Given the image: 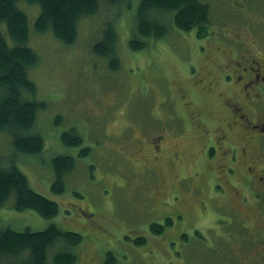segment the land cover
<instances>
[{"label":"rangeland","instance_id":"obj_1","mask_svg":"<svg viewBox=\"0 0 264 264\" xmlns=\"http://www.w3.org/2000/svg\"><path fill=\"white\" fill-rule=\"evenodd\" d=\"M201 1L210 6L218 29L244 27L249 14L264 13V0ZM20 4L28 17V46L39 60L36 68L29 71V78L38 88L31 100L45 104L37 116V131L45 140V148L40 155L19 153L12 145V134L11 138L2 133L8 136L9 143L0 140V155L5 167H18L35 192L56 202L59 214L55 219L45 220L33 211L17 212L15 195H12L0 209V232L6 228L40 232L56 224L63 231L83 236L82 244L72 250L78 255L77 264H92L91 259L97 254L102 261L107 251L120 257L115 264H168L152 239L147 245L137 247L124 237H149L153 223L174 217L170 248L174 261L181 259L184 249L179 237L192 231L193 226H201L193 225L198 215L191 219L186 213L179 219L177 215L183 212L181 201L174 203L173 197L161 205L153 194L157 177L144 174L138 160L146 152L141 146L143 137L151 132L159 133L161 123H165L166 106L176 122L174 129L185 128L181 120L185 109L180 99L186 86L183 77L186 67L196 65H190L192 55L186 47L188 38L194 41L197 33H182L173 26L170 16L159 14L154 19L168 25L167 35L160 40L148 39L145 49L132 51L130 42L137 36L140 0H130L121 6V11H117L119 6L101 4L94 16L81 19L76 41L66 45L51 31L40 34L35 30L40 15L38 5L24 0ZM111 21L117 33L115 49L120 66L117 71L110 69V61L93 51L94 45L103 39L102 29ZM2 32L7 35L5 28ZM223 34V30L217 32L221 39ZM192 47L190 44L189 48ZM190 94L194 100L199 98L190 111L195 109L196 113L203 109L209 113L211 97L194 91ZM70 131L83 139L81 147H67L62 143L63 133ZM196 136V133L190 135L191 152ZM185 141L167 134V157L174 158L176 152L183 157ZM109 144L120 147L121 152L110 150ZM86 148L90 149L89 154L80 157ZM58 156H72L76 160L75 169L65 178V191L59 194L52 191L55 180L52 161ZM163 167L169 169L173 182L181 180L188 171L182 161L168 166L164 160ZM81 211L96 217L97 229L92 228L91 220L82 216ZM73 220L81 222L83 228L70 224ZM63 250H69L68 246L62 241L56 242L48 250V261L52 263L55 254Z\"/></svg>","mask_w":264,"mask_h":264},{"label":"flooded vegetation","instance_id":"obj_2","mask_svg":"<svg viewBox=\"0 0 264 264\" xmlns=\"http://www.w3.org/2000/svg\"><path fill=\"white\" fill-rule=\"evenodd\" d=\"M219 30L224 32L222 39ZM193 39L188 38L186 50L192 55L190 65H196L186 67L180 98L185 107L183 136L173 127L176 122L166 106L171 100L165 104L166 121L159 133L143 137L146 152L138 162L144 174L157 177L153 194L160 204L171 197L174 203L181 201L183 212L177 217L198 215L193 225L201 226L180 235L184 255L176 262L170 248L174 217L153 223L149 237L124 239L137 247L152 239L168 264H264V13L249 14L244 27L216 28L213 35ZM190 91L211 97L209 113L190 111L199 100ZM169 133L186 139L183 157L179 152L167 157ZM195 133L197 142L191 152L190 135ZM108 148L121 152L116 145ZM164 160L168 166L182 161L188 171L173 182ZM85 217L92 228H98L93 214ZM70 224L84 226L74 220ZM110 253L117 263L120 257L107 251L104 260L97 254L92 264H108Z\"/></svg>","mask_w":264,"mask_h":264},{"label":"trees","instance_id":"obj_3","mask_svg":"<svg viewBox=\"0 0 264 264\" xmlns=\"http://www.w3.org/2000/svg\"><path fill=\"white\" fill-rule=\"evenodd\" d=\"M23 0H0V134H12V145L27 155H40L45 148V140L37 131V116L45 108L44 103L35 99L37 85L30 80L29 71L39 64L37 55L28 46L29 26ZM40 7V15L35 23L38 33L51 31L54 37L66 45L77 39L78 24L84 17L94 16L103 3L112 6L129 4L130 0H24ZM170 16L173 26L180 32H196L199 38L210 35L213 19L210 6L201 0H140L136 19L137 36L130 42L132 51H140L148 46L146 40H160L168 33V25L154 19L157 15ZM6 29V34L2 29ZM102 40L93 47L96 56L110 61V69L117 71L119 63L115 44L117 33L114 22L105 25L101 31ZM144 38L145 40H141ZM70 131L63 133L61 140L67 147L79 148L83 139ZM0 136V140L9 138ZM11 136V138H12ZM83 149L80 157L89 154ZM54 183L52 191H65V178L75 169L74 157H55L52 161ZM15 195L14 209L17 212L33 211L45 220L55 219L59 205L35 192L26 175L16 166L5 167L0 155V209ZM83 211V210H82ZM81 211V212H82ZM84 214V215H83ZM91 215L82 212V216ZM72 215V213L70 214ZM84 238L81 234L63 231L51 224L44 231H16L6 228L0 232V261L12 260L10 264H77L78 255L73 252ZM62 241L69 250L55 254L53 262L48 261V250L56 242ZM108 264H115L116 258L110 253ZM0 264H3L0 262Z\"/></svg>","mask_w":264,"mask_h":264},{"label":"clouds","instance_id":"obj_4","mask_svg":"<svg viewBox=\"0 0 264 264\" xmlns=\"http://www.w3.org/2000/svg\"><path fill=\"white\" fill-rule=\"evenodd\" d=\"M210 227L213 226V225H209Z\"/></svg>","mask_w":264,"mask_h":264}]
</instances>
